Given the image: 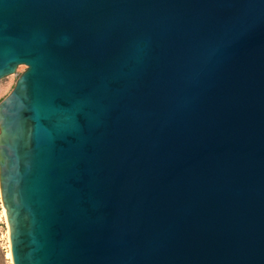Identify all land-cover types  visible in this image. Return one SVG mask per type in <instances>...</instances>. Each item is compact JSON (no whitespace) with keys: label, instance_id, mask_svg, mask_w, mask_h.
Listing matches in <instances>:
<instances>
[{"label":"water","instance_id":"1","mask_svg":"<svg viewBox=\"0 0 264 264\" xmlns=\"http://www.w3.org/2000/svg\"><path fill=\"white\" fill-rule=\"evenodd\" d=\"M12 264H264V0H0Z\"/></svg>","mask_w":264,"mask_h":264},{"label":"rangeland","instance_id":"2","mask_svg":"<svg viewBox=\"0 0 264 264\" xmlns=\"http://www.w3.org/2000/svg\"><path fill=\"white\" fill-rule=\"evenodd\" d=\"M26 65H19L15 73L0 79V100L13 88L16 79L24 71ZM0 264H12L9 252L8 228L4 219V212L0 201Z\"/></svg>","mask_w":264,"mask_h":264}]
</instances>
